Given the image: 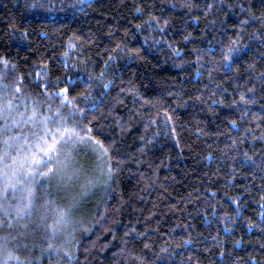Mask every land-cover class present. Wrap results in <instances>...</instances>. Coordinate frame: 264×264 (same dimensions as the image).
Listing matches in <instances>:
<instances>
[{
	"label": "trees",
	"instance_id": "obj_1",
	"mask_svg": "<svg viewBox=\"0 0 264 264\" xmlns=\"http://www.w3.org/2000/svg\"><path fill=\"white\" fill-rule=\"evenodd\" d=\"M3 73L42 115L66 87L113 172L55 233L38 176L0 264H264V0H0Z\"/></svg>",
	"mask_w": 264,
	"mask_h": 264
},
{
	"label": "snow or ice",
	"instance_id": "obj_2",
	"mask_svg": "<svg viewBox=\"0 0 264 264\" xmlns=\"http://www.w3.org/2000/svg\"><path fill=\"white\" fill-rule=\"evenodd\" d=\"M69 47L74 45L69 44ZM7 63V61H5ZM22 79V77H21ZM107 87V85H105ZM20 92L19 84L10 88L8 84L0 83V210L4 215L10 216L14 212L16 217L25 214L31 215L35 205V182L38 176L58 175L60 178L71 179L80 177L81 171L71 167L72 150L62 148V145H86L98 153V159L108 155V148L100 139L88 135L86 126H82L84 135H80L76 127H69V121L77 117L81 122L88 117V111L79 108L66 93L68 89L61 88L58 93H48L44 89L45 95L51 97L57 95L63 97L62 106L68 107L67 115L63 113L62 107L56 108L54 112L41 114L44 101L36 98L17 96ZM40 105L38 107L37 105ZM51 108V106H48ZM95 110V106H90ZM31 125V129L25 133L13 131L25 125ZM50 124H58V127H49ZM43 167L45 170L40 172L38 169ZM113 169L109 164L106 171L101 169V174L110 178ZM106 182L101 180L100 175L85 176L84 183L80 185L81 195H86L97 183ZM9 190L16 203L8 204ZM46 204L51 203L49 201ZM72 206L56 207L54 219L48 224L50 230L55 233L62 230L72 222ZM7 237H0V242L5 245ZM7 264V261L4 262Z\"/></svg>",
	"mask_w": 264,
	"mask_h": 264
},
{
	"label": "rangeland",
	"instance_id": "obj_3",
	"mask_svg": "<svg viewBox=\"0 0 264 264\" xmlns=\"http://www.w3.org/2000/svg\"><path fill=\"white\" fill-rule=\"evenodd\" d=\"M89 0H78L79 5H82L83 3L87 2ZM2 78H5L4 73L0 75V83H2ZM63 97L60 100V104H62ZM27 126V125H26ZM25 126V128H26ZM58 124H54V126H49L52 128L58 127ZM27 130V129H26ZM80 135H83V133L79 130H77ZM84 147L81 149L80 147ZM62 148H71L72 150V162H71V167L77 168L81 171L82 175L80 177H73L71 179L67 178H60L58 175H53L49 177L45 176H40V177H45V182H51V184L60 190H63L66 194L67 197V202L69 205H72V222L71 224H75L77 220L79 219L78 216L79 214H85V210L83 208L85 200L91 199L92 194H95L94 191L99 189L101 186H107L109 182V178L101 174V169H104L106 171L107 166L109 165V158L108 155L104 158L98 159V153L95 152L96 154V162L93 160V154L92 151H89V149H86L87 147L91 148L90 146L86 145H62ZM92 149V148H91ZM91 166V167H90ZM45 169L43 168L41 172H43ZM84 171H88L87 173H83ZM100 175L101 180H105L107 182H101L97 183L94 187L95 189H91L86 195H82L79 199L77 197H73L72 195L77 191V194H81L80 190V185L84 183L85 176H96ZM77 183V187H75ZM93 188V187H92ZM74 189V190H73ZM97 194V192H96ZM11 195V192H10ZM10 199L13 202V205L16 203L15 198H12V195L10 196ZM78 225V224H77ZM83 226L82 224H79ZM69 226V225H68ZM1 228V226H0ZM69 228V227H68ZM66 228V229H68ZM1 244V242H0Z\"/></svg>",
	"mask_w": 264,
	"mask_h": 264
}]
</instances>
